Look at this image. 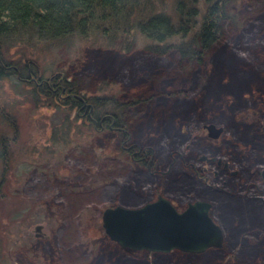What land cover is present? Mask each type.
Masks as SVG:
<instances>
[{
	"label": "rangeland",
	"instance_id": "374dc122",
	"mask_svg": "<svg viewBox=\"0 0 264 264\" xmlns=\"http://www.w3.org/2000/svg\"><path fill=\"white\" fill-rule=\"evenodd\" d=\"M199 1L201 10L203 0ZM256 1L234 4L232 13L238 17L235 35L240 47L236 52L228 49L210 57L202 76L197 71L203 81L190 86L195 95L194 109L190 111H185L189 104H183V100L168 97L169 91L179 87L175 80L170 78L166 85L155 79L135 82L124 74L127 66L153 45L137 33L127 54L117 47H103L102 40L94 36L62 43L34 42L3 50L2 57L7 62L18 59L20 68L26 62L35 65L44 81L55 76L68 77L70 81L88 77L86 97L124 102L154 98L132 111V116L137 117L129 122V132L132 144L154 150L157 171L154 168L151 176L143 172L121 150L116 135L97 132L86 119L76 116L78 108H67L60 101L40 96L26 81L0 79V148L6 143L9 156L6 164L0 160V264H264V230L250 227L247 217L231 221V229L227 230V216L211 212L224 233L221 249L202 254L174 251L155 255L123 249L112 242L102 220L108 208H134L159 195L169 199L180 212L190 203L202 201L193 193L187 197L180 192L183 186L193 183H188L190 176L195 178L190 163L204 154L199 146L208 136L205 126L223 130L212 151L227 159L231 167H236L237 159L252 165L256 160L264 164L263 151H256L253 159L251 147L241 143L250 121L264 115V39H253L257 35L254 27L249 35L244 34L249 27L248 17L258 19L252 12ZM173 4L174 0H167L166 5L157 6V12L173 16ZM123 40L128 41V36ZM179 42L181 38L177 37L171 43ZM38 76L33 77L37 84ZM175 138L182 143L178 145L183 155L175 151ZM163 169L166 172L160 174ZM213 180L216 179L211 180L215 186ZM39 226L43 229L37 232ZM231 230L241 231L245 239L241 235V242L236 243L232 236L237 234H231Z\"/></svg>",
	"mask_w": 264,
	"mask_h": 264
},
{
	"label": "trees",
	"instance_id": "16d2710c",
	"mask_svg": "<svg viewBox=\"0 0 264 264\" xmlns=\"http://www.w3.org/2000/svg\"><path fill=\"white\" fill-rule=\"evenodd\" d=\"M239 1L244 0H203L200 10L199 0H174V13L171 16L157 12V6L166 5L167 0H0V79L14 77L26 81L40 96L51 99L50 101H60L67 108L77 109L83 105L74 97L67 101L60 99L62 88H66L68 95L83 96L94 107V120L87 119L91 127L97 132L113 133L121 145L130 137L129 122L137 117L132 116V111L146 106L154 98L124 102L110 97H86L84 86L90 82L88 77L80 76L70 82L68 77L55 76L44 81L35 71V65L25 61V66L20 68L18 59L7 62L2 57L3 50L34 42L62 43L74 38L87 40L94 36L96 40H102L103 47H117L116 49L127 54L133 46V35L137 33L152 41L153 45L138 60L132 61L124 74L129 76L130 81L136 79L135 82L155 79L162 80L161 83L166 85L170 78L175 80V85L178 83L179 87L169 91L168 97L183 100V104H189L185 111H190L194 109L195 98L190 86L199 85L203 81L202 77L197 76V71L200 70L202 76L210 57H217L218 53L228 49H235L236 52V47H240L235 35L238 17L232 13L234 4ZM252 9L255 12L253 15H257L258 19L246 18L249 27L244 34L249 35L250 29L254 27L258 36L255 35L253 39H264V0H257ZM125 35L128 36V41L123 40ZM177 37L181 38V42L171 43ZM247 45L252 46L249 41ZM29 75L38 76V82L42 85L28 82L32 81ZM53 84L60 86L59 92H54ZM6 146L4 143L0 148V160L5 164L9 158ZM172 154L173 152L170 156ZM189 185L191 186H183L180 194L189 196L193 193L199 198L215 199L220 212L228 218L229 224L225 222V227L229 228L230 222L237 218L246 219L247 216L244 217L241 212L245 206L244 201H229L225 199V195L211 196L209 189L203 184L197 185L194 182ZM187 189L192 192H187ZM219 218L224 221L221 216ZM258 229L264 230V225L258 226ZM234 231L231 230V234L237 235L232 237L236 243L241 242V231ZM261 250L264 252V245Z\"/></svg>",
	"mask_w": 264,
	"mask_h": 264
},
{
	"label": "water",
	"instance_id": "95a60500",
	"mask_svg": "<svg viewBox=\"0 0 264 264\" xmlns=\"http://www.w3.org/2000/svg\"><path fill=\"white\" fill-rule=\"evenodd\" d=\"M210 137L223 132L215 125L207 126ZM207 158V157H204ZM212 203L197 201L179 212L163 196L141 207L116 206L103 213V228L112 242L123 249L169 254L181 251L202 254L221 249L224 244L222 228L211 218ZM43 226L36 228L40 232Z\"/></svg>",
	"mask_w": 264,
	"mask_h": 264
},
{
	"label": "flooded vegetation",
	"instance_id": "af4514ba",
	"mask_svg": "<svg viewBox=\"0 0 264 264\" xmlns=\"http://www.w3.org/2000/svg\"><path fill=\"white\" fill-rule=\"evenodd\" d=\"M29 76L33 80L32 75ZM33 81H34L33 83L36 82L37 84V81L35 80ZM53 87L55 88L54 89L55 93L59 92L60 89L59 85L53 84ZM59 97L60 99H63V101H67L71 97L77 98L82 103L83 106L82 108L81 107L78 108V110L76 111V116L80 119H86V122L88 121V124L91 125L89 120H94L92 116L94 107L92 104H89L83 98V96L68 95L66 88H62ZM250 122H251L250 125L246 126L245 128L246 133L244 132L246 139L243 140L241 143H244L248 147H251L250 152L253 153L251 157L255 159L256 158L255 155L257 154L256 151L260 150L264 152V115H262L261 118L255 116ZM102 123L103 120H101V124ZM96 124L98 123L96 122ZM205 127L207 129V126ZM221 135H223V132L222 134H220L218 138L210 137L208 131L207 138L202 139L204 140V142L201 143L199 149L203 148L200 152L204 154H201L197 160L195 161L193 160V162L190 163L191 168L195 172V178L193 179V177L191 176L189 178L187 177L188 183L195 182L197 185L203 184L209 189L211 196L225 195V199L235 202L239 201L238 198H240L241 199L240 202L244 201L245 204L241 212H243V214H246L248 223L253 227H258L260 225L262 227L264 225V164L256 160V163L252 165L251 163L248 164V162H241L237 159L235 160L237 163L236 167L235 168L231 167L227 159H222L217 152L212 151V147L214 146L215 143L219 141ZM129 136L130 137L128 141L127 142L124 141L121 144V149L124 150V152L130 158V161L133 162V164L142 167L143 172L149 174L150 176L154 175L153 172L156 165L154 150L149 148L143 149L132 144L131 133L129 134ZM175 142H177L175 151H177L178 154L183 155L184 154L183 148L181 149V147H179L178 145V144L180 145L182 144L180 143L181 141H179L178 138L177 139L175 138ZM227 144L228 146L230 145V143ZM237 146L238 148L239 147L241 148L240 145ZM186 148H189V146H186ZM206 156L211 157V159L204 158ZM170 157L172 160V155ZM169 164L171 163L169 162ZM220 169H222V171L224 172H221ZM155 170L157 171L156 168ZM163 170L164 171L159 170L160 171L159 173L163 174L166 172L165 169ZM240 174H242V176L239 177ZM212 178L216 179V181L213 180V184H215V186L212 185V181H211ZM220 189H223V191L221 192ZM159 196L154 201L151 202L157 201ZM200 200L211 201L212 208L210 214L211 212H215V211L220 212V207L214 201L215 199L201 198ZM148 202L150 201L143 200L141 201V203H138L137 206L141 207ZM251 222L254 223L251 224ZM227 230H229V228H227Z\"/></svg>",
	"mask_w": 264,
	"mask_h": 264
},
{
	"label": "bare ground",
	"instance_id": "6f19581e",
	"mask_svg": "<svg viewBox=\"0 0 264 264\" xmlns=\"http://www.w3.org/2000/svg\"><path fill=\"white\" fill-rule=\"evenodd\" d=\"M260 219H261V217H260ZM260 219H259V221H260ZM253 223H254V222H251V224H253ZM250 227H253V226L250 225Z\"/></svg>",
	"mask_w": 264,
	"mask_h": 264
}]
</instances>
